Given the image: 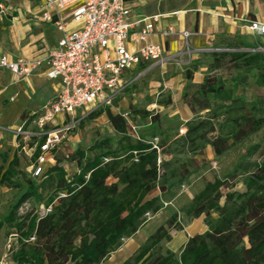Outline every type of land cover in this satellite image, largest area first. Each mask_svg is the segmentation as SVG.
Listing matches in <instances>:
<instances>
[{
    "label": "trees",
    "instance_id": "obj_1",
    "mask_svg": "<svg viewBox=\"0 0 264 264\" xmlns=\"http://www.w3.org/2000/svg\"><path fill=\"white\" fill-rule=\"evenodd\" d=\"M212 56L219 66L228 59L237 67L243 74L237 79L253 75L264 92V53ZM147 68L143 65L140 72ZM186 79L193 81L192 70ZM191 96L184 93L183 99L198 119L186 123L184 135L175 132L173 141L163 138L160 152L133 124L136 119L158 124L159 115L133 105L127 113L115 112L117 99L85 118L105 116L114 135L87 148L78 146L68 156L77 169L72 175L64 166L62 147L39 178L21 170L23 161L30 166L37 159L39 149L32 161L18 150L10 161L7 153L2 154L0 194L2 187L20 191L0 220L5 237L16 238L12 263L102 264L122 247L123 239L132 238L148 223V215L163 209L164 199L174 197V191L206 169L207 147L220 158L264 130V98L249 101L236 96L235 89L225 87L218 77H207L193 93L194 100ZM211 98L219 101L213 108ZM161 104L172 105V97ZM207 110L209 117L202 119L199 114ZM221 117L225 120L220 122ZM258 154L259 159L252 161ZM241 178L245 191H234ZM223 189L229 192L224 195ZM26 204L31 209L21 213ZM32 205L51 210L40 216ZM184 213L190 219L204 216L208 230L189 237L178 255L161 253L162 244L173 239L171 232L184 229L175 214L123 264H264V144L249 148L233 173L207 183Z\"/></svg>",
    "mask_w": 264,
    "mask_h": 264
},
{
    "label": "built area",
    "instance_id": "obj_2",
    "mask_svg": "<svg viewBox=\"0 0 264 264\" xmlns=\"http://www.w3.org/2000/svg\"><path fill=\"white\" fill-rule=\"evenodd\" d=\"M42 8L41 20L53 24L61 34L56 47L43 59L12 60L8 55H0V69H7L15 76L29 77L46 64V76L62 81L57 95L29 121L36 130H28L26 125L15 130L20 155L32 161L40 150L29 166L35 178L54 164L53 153L68 142L80 121L101 107L112 106L134 85L144 73L139 72L140 67L149 64L165 67L186 56V53L168 55L154 44L152 37L159 16L134 20L125 0H45ZM68 9L72 20L80 24L75 29H69L62 16ZM7 14L6 4L0 2V25ZM250 29L264 36V25L260 23H252ZM173 34L171 28L163 32L164 36ZM183 36L188 39L190 33ZM187 53L191 58L193 53ZM62 116L64 121L55 124ZM156 142L158 138L152 143L160 152Z\"/></svg>",
    "mask_w": 264,
    "mask_h": 264
},
{
    "label": "crops",
    "instance_id": "obj_3",
    "mask_svg": "<svg viewBox=\"0 0 264 264\" xmlns=\"http://www.w3.org/2000/svg\"><path fill=\"white\" fill-rule=\"evenodd\" d=\"M125 1L131 8L134 20L159 16L152 41L161 46L168 55L190 51L193 53L192 59H198L200 53H264V36H258L250 29L252 23L264 25V0ZM0 2H4L8 8V14L0 25V55H8L12 60L45 58L61 38L53 24L41 20L45 0ZM62 16L68 22L69 29L79 26L70 28L73 21L71 9L63 11ZM143 26L144 23L141 28ZM170 28L174 34L164 36L163 32ZM184 33H190L188 39L184 38ZM147 66L144 72L152 68L150 64ZM167 66L178 65L169 63L165 68H168ZM46 70L47 66L43 64L31 76L25 78L15 76L7 69H0V165L3 164L2 154L7 153L10 161L17 150L15 130L26 125L28 130L35 131L36 128L31 126L29 121L41 113L44 106L61 89L62 81L49 79ZM197 75H193V82L201 85L205 79L197 82ZM172 81L174 82V79ZM188 84L186 81L185 86ZM179 95L180 101L184 102V91L181 90ZM172 99L173 104L167 108L174 106L176 97ZM161 101L156 98L155 103L163 105ZM130 105L135 106V102H130L129 107ZM60 121H64L63 116L59 117L55 124ZM141 231L142 229L136 235ZM174 232L180 235L184 231L173 230L171 243L176 239ZM188 238L182 242L179 254ZM171 252L176 253L173 250Z\"/></svg>",
    "mask_w": 264,
    "mask_h": 264
},
{
    "label": "rangeland",
    "instance_id": "obj_4",
    "mask_svg": "<svg viewBox=\"0 0 264 264\" xmlns=\"http://www.w3.org/2000/svg\"><path fill=\"white\" fill-rule=\"evenodd\" d=\"M77 25L80 24L72 21L70 23V28ZM178 58L177 62L179 63H175V65L178 66H171L172 68L169 66H167L168 68L152 66V68H149V70L139 77L134 86L126 90L124 95L119 98L120 103L117 105L116 109H114V111L118 113H127L129 110V103L134 101L135 106L139 109H148L154 113V115L158 114L160 117L158 124L152 123L150 119H136V121L133 122V124L137 126L139 133H146L150 136L152 141L158 138V142H156L157 145H159L163 138L170 137L169 142L173 141L175 139V137H173L175 132H178V137L184 135L187 131L186 123L198 119L195 112L191 110L186 103L180 101L179 92L181 90L184 91V93H188L189 96L192 95L191 100H194L193 93L200 86V84L193 81L185 86L187 81L185 75L189 68L193 70V75L198 74L197 82L207 77H218L222 79L225 87L235 89L236 96H242L249 101L264 98L263 89L257 87L255 84V77L249 74L245 81L240 78L237 79L238 76L241 77L240 75L243 74H240L237 67L229 62L228 59L223 62V65L219 66L212 56V53H200L198 59H192V57H189V53H186L185 58H182L183 62L181 61V57ZM137 73L138 71L136 72V76H138ZM172 79H174V82ZM169 97H176L175 104L171 108L160 105V103H155L156 98L159 101H166ZM218 102V100L211 98L210 107H215ZM85 110L87 113L90 112L88 108ZM79 113L80 110H78V115ZM199 115L202 119H207L210 114L207 110L201 112ZM223 120H225V118L221 117L220 122ZM109 135H114V132L105 116L91 121L86 119L80 121L78 126L72 131L68 142L62 146L60 151V154L64 157V166L69 175L75 173L77 169L75 163L72 162L68 156H71L78 146L81 145L83 148L90 147L95 140L102 139ZM261 143L264 144V130L250 137L248 140L234 145L228 153L220 158L215 156L211 147H207L205 158L208 161V166L206 169L201 173L194 174L185 185L174 191V197L171 198V196H168L167 199H164L163 209L157 215H148V223L141 228L142 231L140 234L132 238L123 239L122 247L111 256L116 255L111 260L108 259L109 261L107 260L104 264H122L128 256L133 254L145 243V238L154 233L159 226L165 224L166 221L175 214L178 216L184 228V232L180 235L174 232V236L176 237L174 243H163L160 252L165 254L167 251L173 250L176 252L175 254L178 255L182 242L189 236L204 233L208 230L204 216L198 219H190L186 217L184 213V210L191 204L194 196L197 195L207 183L213 182L217 178H225L228 174L233 173L237 166L243 162L247 150ZM258 157L259 154L256 155L252 161L258 160ZM21 170L25 171L29 177H31L32 174L30 173V167L27 161L22 162ZM222 191L224 195L229 192L228 189H223ZM234 191H245L242 178L237 181ZM19 194L20 191L8 189L7 187L1 188L0 220L7 214ZM224 202L225 199L222 200V204H224ZM30 209L31 205L26 204L22 208L21 213H25ZM47 210L48 209H46L44 205L34 206L35 213H38L40 216L45 215ZM215 216L216 215H214V217ZM15 247L16 238H6L5 230H0V264H13L11 255Z\"/></svg>",
    "mask_w": 264,
    "mask_h": 264
}]
</instances>
